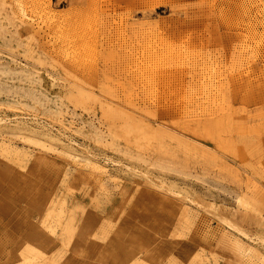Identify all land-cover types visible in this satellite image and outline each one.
Returning a JSON list of instances; mask_svg holds the SVG:
<instances>
[{
	"label": "rangeland",
	"instance_id": "374dc122",
	"mask_svg": "<svg viewBox=\"0 0 264 264\" xmlns=\"http://www.w3.org/2000/svg\"><path fill=\"white\" fill-rule=\"evenodd\" d=\"M37 251L264 264V0H0V264Z\"/></svg>",
	"mask_w": 264,
	"mask_h": 264
},
{
	"label": "bare ground",
	"instance_id": "6f19581e",
	"mask_svg": "<svg viewBox=\"0 0 264 264\" xmlns=\"http://www.w3.org/2000/svg\"><path fill=\"white\" fill-rule=\"evenodd\" d=\"M50 147V146H49ZM15 181V180H14ZM20 182V181H19ZM29 182H30V180H29ZM15 183V182H14ZM18 183V182H17ZM25 183V182H24ZM27 183H28V181H27ZM16 184V183H15ZM16 185H18V184H16ZM15 185V186H16ZM20 185V184H19ZM17 187V186H16ZM20 187V186H19ZM24 187V186H23ZM29 188V187H28ZM21 189H22V187H21ZM25 189V188H24ZM23 190V189H22ZM43 192V191H42ZM33 193H35V192H33ZM44 193V192H43ZM34 195V194H33ZM45 195V194H44ZM30 196V195H29ZM40 197H41V194H40ZM9 198V197H8ZM33 198V197H32ZM28 199V198H27ZM31 199V198H30ZM40 200H36V197H35V199L33 198V199H31V202H29L30 204L29 205H31V207H34V205L36 206V208L37 207H41L42 206V202H43V200H44V197H42V198H39ZM238 200V203H239V205H241V204H243V205H245L246 203H244V200H243V198H241V197H239V199H237ZM14 202H15V199H14ZM5 206H8V204H5ZM2 208L5 210V209H7V208H5L3 205H2ZM91 211V210H90ZM88 216H86V218H87ZM90 218H91V216H90ZM89 218V219H90ZM61 220V219H60ZM92 220V219H91ZM97 220V219H96ZM95 220V221H96ZM93 221V220H92ZM91 221V222H92ZM67 222V221H66ZM90 222V221H89ZM94 222V221H93ZM69 223V222H68ZM58 224H60V223H58ZM63 224V223H62ZM69 224H71V223H69ZM85 224V223H84ZM91 223H89V225H90ZM68 225V224H67ZM88 225V226H89ZM3 226V225H2ZM22 226L24 227V232L21 230V236H20V234H19V237H20V240H21V242L20 243H22L21 245H23V243L25 244L26 243V247H29V244H33V243H36V246L40 249L41 247L43 248V246H46L47 244H50L49 243V241L51 240H53L52 239V236L51 235H53L54 234V229L50 226V224H49V222H44V221H40L39 223H37V222H31V221H24L23 222V224H22ZM66 226V223H65V225H64V227ZM6 227V226H5ZM70 228H71V226H70ZM69 228V229H70ZM89 228V227H88ZM61 229H63V228H61ZM65 229V228H64ZM63 229V231H64V233L66 232L67 233V231H68V229H67V231H65ZM86 230H88V229H86ZM23 232V233H22ZM69 232V231H68ZM82 232V231H81ZM47 233L48 234H50V235H47ZM69 233H71V232H69ZM68 233V234H69ZM79 233V232H78ZM84 233V232H83ZM87 233V232H86ZM86 233H84V235L86 234ZM82 234V233H81ZM66 235V234H65ZM70 235V234H69ZM79 235H80V233H79ZM83 235V234H82ZM88 235V234H87ZM72 236V235H71ZM18 237V238H19ZM62 237V236H61ZM66 237H67V235H66ZM80 237V236H79ZM78 237V238H79ZM71 237H69V239H70ZM73 238H76V237H74L73 236ZM82 238V237H81ZM80 238V239H81ZM62 239V238H61ZM83 239V238H82ZM86 240H87V238H85ZM76 240H77V238H76ZM75 240V241H76ZM86 240H83L84 242L86 241ZM238 240H240V239H238ZM50 241V242H51ZM78 242L80 241L79 239L77 240ZM76 241V242H77ZM61 242V241H60ZM75 242V243H76ZM81 242V241H80ZM91 242V241H90ZM243 242V241H242ZM241 242V240L238 242L239 243V245H240V247L241 246H243V243ZM71 243V242H70ZM70 243H69V245H70ZM72 243H74V242H72ZM72 243H71V245H70V247L71 246H73L72 245ZM74 243V245H76ZM60 244V243H59ZM77 244H80L81 246H82V244L83 243H77ZM35 245V244H34ZM43 245V246H42ZM113 245V244H112ZM111 245V246H112ZM55 246V245H54ZM54 246H51V247H54ZM77 246V245H76ZM84 246V245H83ZM21 247V246H20ZM60 247V246H59ZM58 247V248H59ZM62 247V246H61ZM63 247H64V245H63ZM65 247H66V245H65ZM64 247V248H65ZM69 247V246H68ZM80 247V246H79ZM113 247V246H112ZM22 248V247H21ZM73 248H76V247H73ZM81 248V247H80ZM239 248V247H238ZM44 249V248H43ZM42 249V250H43ZM47 249V248H46ZM69 249H71V248H69ZM68 249V250H69ZM113 249V248H112ZM20 250V249H19ZM41 250V249H40ZM39 250V251H40ZM42 250H41V252H42ZM44 251V250H43ZM55 252H56V250H55ZM99 252H100V250H99ZM121 252V251H120ZM113 253V252H112ZM37 254H38V256H36L37 258H40L41 257V254H39V252L37 251ZM42 254H44V253H42ZM118 254V253H117ZM113 254H111V256H112ZM115 255V254H114ZM113 255V256H114ZM43 256V255H42ZM44 257V256H43ZM47 257V256H46ZM100 257H101V255H100ZM108 257H109V255H108ZM118 257H120V256H118ZM117 257V258H118ZM48 258V257H47ZM107 258V257H106ZM111 258V257H110ZM41 259V258H40ZM114 259H115V256H114ZM122 259H125V258H122ZM49 260V259H48ZM48 260H46V258L44 257V258H42L41 260H40V264H49L50 262L48 261ZM107 260V259H106ZM105 260V261H106ZM113 260V259H112ZM118 260L119 259H117V261L116 262H118ZM126 260V259H125ZM32 264H34V263H32ZM35 264H38V263H35Z\"/></svg>",
	"mask_w": 264,
	"mask_h": 264
}]
</instances>
